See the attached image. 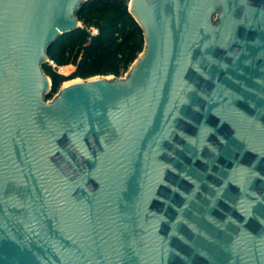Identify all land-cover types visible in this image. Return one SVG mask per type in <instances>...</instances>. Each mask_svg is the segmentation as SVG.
<instances>
[{"label": "water", "instance_id": "95a60500", "mask_svg": "<svg viewBox=\"0 0 264 264\" xmlns=\"http://www.w3.org/2000/svg\"><path fill=\"white\" fill-rule=\"evenodd\" d=\"M87 1L0 0V264H264V0H129L125 76L47 99Z\"/></svg>", "mask_w": 264, "mask_h": 264}, {"label": "trees", "instance_id": "16d2710c", "mask_svg": "<svg viewBox=\"0 0 264 264\" xmlns=\"http://www.w3.org/2000/svg\"><path fill=\"white\" fill-rule=\"evenodd\" d=\"M127 0H88L79 12L80 27L66 33L48 49L49 59L63 67L58 73L49 63L44 72L53 83L52 99L61 86L73 79L96 76H124L145 46L144 33L129 12Z\"/></svg>", "mask_w": 264, "mask_h": 264}, {"label": "built area", "instance_id": "2783aa9c", "mask_svg": "<svg viewBox=\"0 0 264 264\" xmlns=\"http://www.w3.org/2000/svg\"><path fill=\"white\" fill-rule=\"evenodd\" d=\"M48 63L53 67V68H56L58 73L62 74V68L63 67H59L56 65V63L52 60L49 59Z\"/></svg>", "mask_w": 264, "mask_h": 264}, {"label": "rangeland", "instance_id": "374dc122", "mask_svg": "<svg viewBox=\"0 0 264 264\" xmlns=\"http://www.w3.org/2000/svg\"><path fill=\"white\" fill-rule=\"evenodd\" d=\"M128 2H129V0H127ZM75 70H76V68L75 67H73V69L72 70H70V71H66L67 73L66 74H64V73H62V75H64V76H70V75H72L74 72H75ZM125 76V75H124ZM124 76H122V77H124ZM80 79V78H79Z\"/></svg>", "mask_w": 264, "mask_h": 264}, {"label": "bare ground", "instance_id": "6f19581e", "mask_svg": "<svg viewBox=\"0 0 264 264\" xmlns=\"http://www.w3.org/2000/svg\"><path fill=\"white\" fill-rule=\"evenodd\" d=\"M78 80H74V81H71V82H77Z\"/></svg>", "mask_w": 264, "mask_h": 264}]
</instances>
